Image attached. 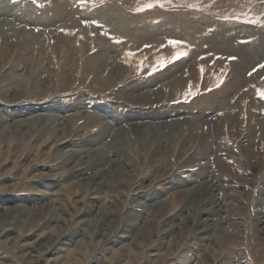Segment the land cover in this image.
Instances as JSON below:
<instances>
[{
	"label": "rangeland",
	"instance_id": "1",
	"mask_svg": "<svg viewBox=\"0 0 264 264\" xmlns=\"http://www.w3.org/2000/svg\"><path fill=\"white\" fill-rule=\"evenodd\" d=\"M0 264H264V0H0Z\"/></svg>",
	"mask_w": 264,
	"mask_h": 264
},
{
	"label": "snow or ice",
	"instance_id": "2",
	"mask_svg": "<svg viewBox=\"0 0 264 264\" xmlns=\"http://www.w3.org/2000/svg\"><path fill=\"white\" fill-rule=\"evenodd\" d=\"M152 5H149V7H151Z\"/></svg>",
	"mask_w": 264,
	"mask_h": 264
},
{
	"label": "bare ground",
	"instance_id": "3",
	"mask_svg": "<svg viewBox=\"0 0 264 264\" xmlns=\"http://www.w3.org/2000/svg\"><path fill=\"white\" fill-rule=\"evenodd\" d=\"M24 246V245H23ZM25 247V246H24Z\"/></svg>",
	"mask_w": 264,
	"mask_h": 264
}]
</instances>
